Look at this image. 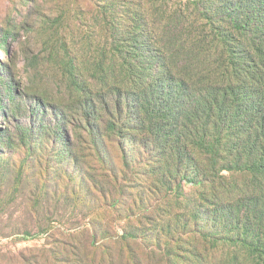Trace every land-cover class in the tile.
Returning <instances> with one entry per match:
<instances>
[{
  "label": "trees",
  "instance_id": "trees-1",
  "mask_svg": "<svg viewBox=\"0 0 264 264\" xmlns=\"http://www.w3.org/2000/svg\"><path fill=\"white\" fill-rule=\"evenodd\" d=\"M118 16L116 26L104 19L99 52L89 38L82 75L70 57L48 100L64 107L57 132L74 164L87 150L104 166L110 140L126 162L129 142L163 156L170 175L159 201H180V213L149 255L264 264V0H135ZM120 241L140 239L125 232ZM123 261L142 262L130 248Z\"/></svg>",
  "mask_w": 264,
  "mask_h": 264
},
{
  "label": "rangeland",
  "instance_id": "rangeland-1",
  "mask_svg": "<svg viewBox=\"0 0 264 264\" xmlns=\"http://www.w3.org/2000/svg\"><path fill=\"white\" fill-rule=\"evenodd\" d=\"M128 1L0 0V264H123L129 248L140 264H161L162 252L149 254L167 241L181 203L159 201L170 175L163 156L129 142L126 162L110 140L104 166L87 150L76 166L57 132L64 107L48 101L70 57L83 74L89 38L99 52L104 19L116 26ZM125 232L140 241L127 248Z\"/></svg>",
  "mask_w": 264,
  "mask_h": 264
}]
</instances>
